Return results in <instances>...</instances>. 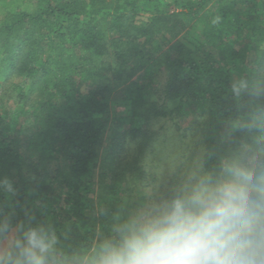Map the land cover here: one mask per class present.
I'll list each match as a JSON object with an SVG mask.
<instances>
[{
    "label": "trees",
    "instance_id": "obj_1",
    "mask_svg": "<svg viewBox=\"0 0 264 264\" xmlns=\"http://www.w3.org/2000/svg\"><path fill=\"white\" fill-rule=\"evenodd\" d=\"M194 29L198 48L172 40L160 48L161 35ZM263 67L264 0H186L174 12L165 0H0V82L21 79L9 87L13 107L0 97V180L15 189L0 190V216H31L51 223L66 247L87 245L114 213L138 205L128 182L147 175L141 158L123 169L109 159L126 132L143 154L158 138L153 120L189 118L211 166L245 136L226 138L252 99L237 101L232 82L264 87ZM114 105L125 114L111 118ZM173 131L163 143L175 146ZM97 168H106L98 182Z\"/></svg>",
    "mask_w": 264,
    "mask_h": 264
},
{
    "label": "clouds",
    "instance_id": "obj_2",
    "mask_svg": "<svg viewBox=\"0 0 264 264\" xmlns=\"http://www.w3.org/2000/svg\"><path fill=\"white\" fill-rule=\"evenodd\" d=\"M231 93L252 99L228 122L226 138L245 136L213 165L203 147L191 158L170 154V179L162 181L156 164V181L135 186L144 199L114 213L87 245L66 247L51 223L31 216H0V264H264V87L240 78ZM0 190L15 195L6 178Z\"/></svg>",
    "mask_w": 264,
    "mask_h": 264
},
{
    "label": "rangeland",
    "instance_id": "obj_3",
    "mask_svg": "<svg viewBox=\"0 0 264 264\" xmlns=\"http://www.w3.org/2000/svg\"><path fill=\"white\" fill-rule=\"evenodd\" d=\"M186 0H165V9L169 12H174L179 9L180 5L184 3ZM151 16L150 13L146 12L143 13L140 17V21L147 20ZM165 37V38H164ZM160 48L162 50H167L171 45V40L174 41H180L182 43H185L188 47L192 49H196L200 46V44L203 42V38L201 37V31L200 29H194L191 31H186L185 33L181 34V36L177 38H171L170 35L165 34L164 36H160ZM264 68V67H263ZM20 78L17 79L16 77H13L5 82H0V97L4 101L5 107H13V101L9 100V94L11 93V90L9 87L15 83L20 82ZM156 82V89L159 91V93H162L163 86L166 82V75L159 76L157 78ZM85 88V87H84ZM83 88V89H84ZM84 91H87L86 88ZM126 107L121 105H114L111 106L110 109V116L111 118H118L125 114ZM191 119L184 118V119H175L172 120L170 117L165 119H157L153 120L151 122L150 130L156 131L158 138L155 140L151 145H149L147 148L145 147L144 153L139 152V140H132L128 136L129 134L126 132V134L120 139L121 145L118 147L113 154H109V159L112 161V167H116L119 165L121 169L126 168L127 163L131 161L134 157L139 156L142 160L141 165L145 169V178L141 179V177L136 176V181L128 182L131 189H136V185L142 184V183H153L157 179V169L156 164H160L164 168V172L161 176L162 181H168L169 177L167 174V158L170 154L174 152H179L181 156L185 154H189V158L191 156H194L199 151L200 147L198 145L197 138L193 136V125H190ZM177 126V127H176ZM176 129L177 132H175V136L179 137L176 138L175 146L167 145L163 143V140L166 136L167 132H171L173 134V130ZM123 133V132H122ZM121 133V134H122ZM121 136V135H120ZM119 136V137H120ZM25 137H27V134L25 133ZM114 139V137L112 138ZM118 141V140H117ZM106 168H97L94 172L93 179L95 181H99L101 175L105 173ZM108 177L111 179L113 176V172L110 170H107ZM156 177L154 179V177ZM109 178H107V181H110ZM97 185V184H96ZM124 187H126V184H124ZM97 188V187H96ZM163 190V185H162ZM129 192H126L124 194L123 192V198L130 199L128 196ZM139 192L136 191L135 195L130 199L133 201L134 205H137V203H140V197L137 195ZM143 195V194H142Z\"/></svg>",
    "mask_w": 264,
    "mask_h": 264
}]
</instances>
